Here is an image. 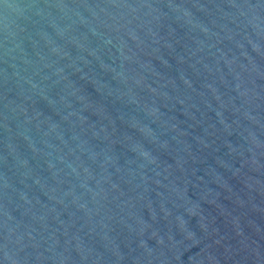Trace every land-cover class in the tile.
Instances as JSON below:
<instances>
[{"label": "water", "instance_id": "water-1", "mask_svg": "<svg viewBox=\"0 0 264 264\" xmlns=\"http://www.w3.org/2000/svg\"><path fill=\"white\" fill-rule=\"evenodd\" d=\"M0 264H264V0H0Z\"/></svg>", "mask_w": 264, "mask_h": 264}]
</instances>
